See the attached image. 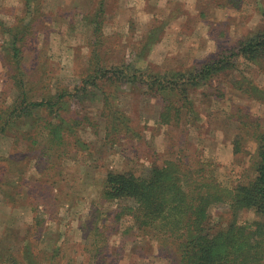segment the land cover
Returning <instances> with one entry per match:
<instances>
[{
  "label": "rangeland",
  "instance_id": "374dc122",
  "mask_svg": "<svg viewBox=\"0 0 264 264\" xmlns=\"http://www.w3.org/2000/svg\"><path fill=\"white\" fill-rule=\"evenodd\" d=\"M26 1L0 0V20L7 25L24 17L33 21L36 34L22 63L31 70L30 80L47 83L51 90L74 88L89 67L93 50L102 64L123 63L130 71L188 70L219 47L232 46L264 28V0H35L37 10L33 12L32 6L30 14ZM100 7L101 30L95 35L89 20ZM152 28L160 40L142 50ZM8 46L9 36L0 32V100L16 95L10 79L14 69L5 53ZM241 76L264 91V67L241 59L236 70L216 79L223 88L193 91L200 119L189 132L184 124L164 130L155 125L158 100L127 86L112 107L129 119L132 132L126 139L117 138L114 130L108 135L102 94L88 86L85 101L73 112L77 119L82 117L75 127L76 145L62 159L55 150L47 159L42 136L37 145L28 140L15 145L12 136H1L0 158L17 157L20 162L11 164L10 172L0 171L8 186L19 188L12 202L0 196V264H176L166 247L150 237L142 239L136 228L129 229L133 223L128 215L115 219L120 202L102 201L100 195L105 175L110 170L140 175L164 158L187 156L208 162L227 187L251 179L254 133L264 131V101L233 88ZM203 90L209 95L222 92L224 97L215 100ZM236 106L248 113L251 127L238 123L234 114L225 115ZM33 118L18 121L15 128L31 131ZM226 208L218 204L211 209L213 224L225 222ZM253 218L245 212L240 222Z\"/></svg>",
  "mask_w": 264,
  "mask_h": 264
},
{
  "label": "trees",
  "instance_id": "16d2710c",
  "mask_svg": "<svg viewBox=\"0 0 264 264\" xmlns=\"http://www.w3.org/2000/svg\"><path fill=\"white\" fill-rule=\"evenodd\" d=\"M26 2L29 14L32 6L33 12L37 10L35 0ZM103 13L104 9L100 7L89 20L95 25V35L101 30L98 19ZM24 18H18L10 25L0 20V32L9 36L5 53L8 64L14 69L10 79L16 91L14 97L0 100V137L12 136L15 145L20 140L37 145V138L42 136L46 143L43 153L49 160V151L55 150L57 158L62 159L67 155L68 148L76 145L75 127L82 117L77 119L73 112L76 105L85 101L83 93L88 86H93L102 94L107 134L114 130L117 138L126 139L133 129L131 122L124 113L112 107L113 100L124 87H137L142 96L158 100L160 111L155 125L162 130L166 127L180 128L184 124L187 127L185 132H189V126L195 127L196 119H200L191 98L195 89L205 87L206 90H217L221 85L220 82L215 83L216 79L236 70L241 59L253 66L264 67L262 28L243 36L232 46H218L216 53L196 62L188 70L179 67L164 73L141 68L130 71L129 65L123 63L102 64L96 50H93V54H89V67L85 68L74 88L51 90L47 88V83L30 80L28 75L31 70H27L22 63L31 38L36 34L33 21L28 22ZM146 38L142 50H150L160 40L154 36V28L149 30ZM96 44L98 42L93 44L94 47ZM242 78L234 83L233 88L247 97L264 101V91ZM206 90L202 94L215 100L224 97L222 92H211L209 95ZM244 112L243 108L236 106L233 112H225V115L234 114L238 123L251 127L252 121L249 120L252 119ZM31 118V131L15 128L18 121ZM83 118L89 119L86 116ZM254 137L257 142L254 176L235 187H227L218 181L208 162L200 158L191 161L184 156L164 158L160 165H152L140 175L132 171H108L100 192L101 199L120 202L121 210L115 219L128 215L133 223L129 229L136 228L142 239L150 237L160 243L161 248L166 247L176 264H264V131L254 133ZM16 162H20L17 157L0 158V171L9 169L10 172L9 167ZM4 184L8 186L0 175L1 200L12 202L19 188H6ZM50 188L53 193V187ZM218 204L227 207L225 224L223 220L216 224L211 222V209ZM245 212L252 213L254 218L241 223L240 215Z\"/></svg>",
  "mask_w": 264,
  "mask_h": 264
}]
</instances>
